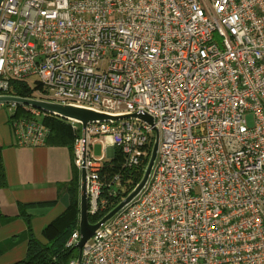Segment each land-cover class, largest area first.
<instances>
[{
    "label": "built area",
    "instance_id": "built-area-1",
    "mask_svg": "<svg viewBox=\"0 0 264 264\" xmlns=\"http://www.w3.org/2000/svg\"><path fill=\"white\" fill-rule=\"evenodd\" d=\"M13 81L34 89L27 99L153 119L83 129L0 104L18 147L44 146L49 117L70 125L98 221L158 135L144 189L69 264H264V0H4L0 97ZM116 148L121 171L106 182ZM79 239L77 227L66 248Z\"/></svg>",
    "mask_w": 264,
    "mask_h": 264
},
{
    "label": "crops",
    "instance_id": "crops-1",
    "mask_svg": "<svg viewBox=\"0 0 264 264\" xmlns=\"http://www.w3.org/2000/svg\"><path fill=\"white\" fill-rule=\"evenodd\" d=\"M9 116L7 108H0V149L7 184L0 187V214L9 219L0 221V245L15 242L0 253V264H14L26 257L28 241L23 235L27 226L21 208L30 216L34 237L45 243L43 230L66 211L70 202L61 186L74 177L70 144L55 143L48 137L44 146L18 147Z\"/></svg>",
    "mask_w": 264,
    "mask_h": 264
},
{
    "label": "trees",
    "instance_id": "trees-1",
    "mask_svg": "<svg viewBox=\"0 0 264 264\" xmlns=\"http://www.w3.org/2000/svg\"><path fill=\"white\" fill-rule=\"evenodd\" d=\"M34 89L30 88L28 84L22 81H13L11 83L10 93L16 97L30 98L33 96ZM20 116V112L17 111L16 115ZM45 125L50 128L49 137L55 143L70 144L71 152L73 155V145L76 138L75 132L72 130L70 125H67L64 121L56 118L49 117L44 121ZM51 141V142H52ZM50 142V141H49ZM151 147L149 149V152ZM148 159H145L143 165L138 169H131L124 172L122 183L126 186V193L123 195L127 196L140 182L144 169L148 163ZM123 157L118 148H116L114 156L110 161L103 164L101 170V177L103 180L108 182L115 174L121 170ZM74 165V164H73ZM5 171L3 161L1 157L0 149V187H6ZM69 194L70 202L66 211L54 222L45 227L43 230V237L45 243L37 240L32 232L30 224V216L26 214L25 210L21 208L20 215L25 218L27 231L23 237L27 238L28 247L26 257L14 264H69V262L78 257V251L73 248H66V243L70 238L74 230L77 229L79 223V173L74 165V177L73 180L67 184L62 185ZM121 201V197H117L113 200V206L115 207ZM101 216H90L89 220L91 223H96ZM9 219H5L0 214V221L6 222ZM15 242V239L11 240L5 245H0V253L4 250L6 245H11Z\"/></svg>",
    "mask_w": 264,
    "mask_h": 264
},
{
    "label": "water",
    "instance_id": "water-1",
    "mask_svg": "<svg viewBox=\"0 0 264 264\" xmlns=\"http://www.w3.org/2000/svg\"><path fill=\"white\" fill-rule=\"evenodd\" d=\"M4 0H0V14L3 6ZM0 104H17L26 105L33 108L39 109L51 115L60 117L63 120H73L81 124L82 128L85 129L88 124L95 122H111L115 123L119 120L131 118L140 120L150 126L154 125L153 119L145 114H130L123 116H111L105 113L75 107V106H63L55 103H48L44 101H38L34 99L21 98L16 96H4L0 97ZM156 131V130H155ZM158 150V135L156 134L155 141L153 143L148 163L144 169L143 176L136 187L113 209H111L100 221L97 223H91L89 220L88 213V193H87V175L85 169L80 172V195H79V223L78 229L80 233V239L75 244L73 249L78 251L80 256L83 246L93 237V235L98 231L102 224L110 221L115 215H117L121 210H123L128 204H130L144 189L150 175L152 173Z\"/></svg>",
    "mask_w": 264,
    "mask_h": 264
},
{
    "label": "rangeland",
    "instance_id": "rangeland-1",
    "mask_svg": "<svg viewBox=\"0 0 264 264\" xmlns=\"http://www.w3.org/2000/svg\"><path fill=\"white\" fill-rule=\"evenodd\" d=\"M38 81V79L37 78H31V79H29V82H30V85L32 86V87H35L36 86V82ZM101 146L100 145H96L95 147H94V155H96V156H99L100 154H101Z\"/></svg>",
    "mask_w": 264,
    "mask_h": 264
}]
</instances>
